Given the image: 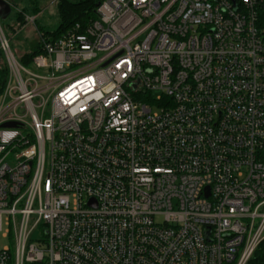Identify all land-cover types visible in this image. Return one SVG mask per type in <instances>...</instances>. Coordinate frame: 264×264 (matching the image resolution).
<instances>
[{
	"label": "built area",
	"instance_id": "obj_1",
	"mask_svg": "<svg viewBox=\"0 0 264 264\" xmlns=\"http://www.w3.org/2000/svg\"><path fill=\"white\" fill-rule=\"evenodd\" d=\"M38 32L24 63L0 26V264H264V0Z\"/></svg>",
	"mask_w": 264,
	"mask_h": 264
},
{
	"label": "rangeland",
	"instance_id": "obj_2",
	"mask_svg": "<svg viewBox=\"0 0 264 264\" xmlns=\"http://www.w3.org/2000/svg\"><path fill=\"white\" fill-rule=\"evenodd\" d=\"M7 1L11 6V12L6 18H0V26L8 42L9 49L18 58L35 45L39 38L38 30L40 32H50L57 28L59 17L56 5L59 0ZM33 7L38 8L37 13L32 10ZM21 10L22 12H20ZM1 52L0 65L5 61L3 52ZM153 109L156 110L155 107ZM6 229L3 225L0 231V248L4 246L12 247L9 237L5 236Z\"/></svg>",
	"mask_w": 264,
	"mask_h": 264
},
{
	"label": "trees",
	"instance_id": "obj_3",
	"mask_svg": "<svg viewBox=\"0 0 264 264\" xmlns=\"http://www.w3.org/2000/svg\"><path fill=\"white\" fill-rule=\"evenodd\" d=\"M100 1L101 0H59L56 5L57 14L59 17L58 26L53 31L41 32L42 35L46 38L54 39L60 36L68 27H70L74 23H80L82 25H85L90 20L95 18V8L97 7ZM32 10L35 13L38 12L37 7H33ZM20 12H22V10ZM38 45L39 41H37L35 45L31 47V49L22 54L19 57L20 60L26 63L31 58V56L38 51ZM6 74L7 66L6 62L4 61L0 65V92L4 85Z\"/></svg>",
	"mask_w": 264,
	"mask_h": 264
},
{
	"label": "water",
	"instance_id": "obj_4",
	"mask_svg": "<svg viewBox=\"0 0 264 264\" xmlns=\"http://www.w3.org/2000/svg\"><path fill=\"white\" fill-rule=\"evenodd\" d=\"M11 12V6L7 0H0V18H6ZM5 125L12 126L14 123H5ZM208 190V189H206Z\"/></svg>",
	"mask_w": 264,
	"mask_h": 264
}]
</instances>
